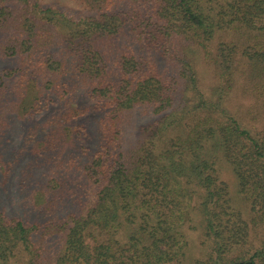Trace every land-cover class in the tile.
<instances>
[{
  "label": "trees",
  "instance_id": "16d2710c",
  "mask_svg": "<svg viewBox=\"0 0 264 264\" xmlns=\"http://www.w3.org/2000/svg\"><path fill=\"white\" fill-rule=\"evenodd\" d=\"M80 2L95 16L75 23L46 10L45 20L66 38L62 61L44 60L39 51L29 52L33 47L26 42L20 43L22 50L8 41L0 52L7 64L0 72V106L12 100L16 122L27 123L47 108L39 75L53 72L81 78L95 109H109L98 123V150L82 167L86 181L98 190L92 200H73L81 210L66 214L70 226L59 264H176L187 247L184 227L196 214L216 254L209 262L223 264L229 247L244 243L246 226L237 225V213L227 207L217 162L230 167L252 222L264 230V0ZM123 27L145 58L108 57L107 45ZM156 57L177 61L178 73L163 75ZM9 58L20 64L15 67ZM196 61L210 65L218 80L207 91L199 84ZM236 85L251 103H237L234 111L229 102ZM137 107L154 119L141 129L145 139L125 154L120 115ZM245 109L256 123L244 122ZM87 112L74 107L62 120L45 122L54 128L37 142V152L56 151L64 132L71 139L62 124ZM60 194L59 187L51 197L41 190L30 200L35 208L51 209L61 202ZM10 222L0 214V264L15 251L30 252L37 232L36 225ZM230 264H264V234L258 249Z\"/></svg>",
  "mask_w": 264,
  "mask_h": 264
},
{
  "label": "rangeland",
  "instance_id": "374dc122",
  "mask_svg": "<svg viewBox=\"0 0 264 264\" xmlns=\"http://www.w3.org/2000/svg\"><path fill=\"white\" fill-rule=\"evenodd\" d=\"M0 9L3 10V16L0 18V52L10 44L16 49L24 50L20 43L26 42L27 47H33L29 52L37 50L44 60L49 61H62L67 43L60 27L45 20L46 10L54 12L58 19L64 17L75 23L91 19L96 14L80 0H28L27 3L21 0H0ZM123 28L119 36L112 41L109 39L110 43L106 48L108 57L115 59L120 54L134 53L137 58H145V52L140 51L127 27ZM180 42L176 40L175 47L179 45L178 48H181L183 43ZM178 54L181 56V51H178ZM5 56L0 53V72L7 65L4 63ZM9 59L15 67L20 64L19 60ZM68 59L73 60L74 57ZM155 63L163 75L177 74L180 66L177 61L159 57H156ZM196 63L200 75L199 84L207 91L215 86L218 80L210 65L202 61ZM39 79L43 81L44 103L48 105L39 115L30 118L27 123H19L15 121L12 113V100L9 99L0 106V162L3 164H0V214L8 224L12 223L10 221L20 220L25 224L37 226V232L32 236L30 252L15 251L14 257L10 256L6 264H59L58 259L64 250L66 230L70 226L66 225V214L81 210L73 200L77 197L83 203L86 199L92 200L98 190L97 186L86 181L82 167L90 162L98 150V123L109 109H95V99L90 97L89 87L79 77L75 78L70 74L60 76L53 72L45 78L39 75ZM244 98L245 96L237 91L236 85L229 108L237 111V103L240 102L250 105V99ZM74 107L88 108V112L69 120L67 124H62L61 130L63 126L70 129L71 139L67 138L64 132L63 138L58 139V143L62 140L63 143L56 151L37 152V142L45 139L47 133L50 135L54 128L53 123L48 127L45 122L55 118L62 120L63 115ZM249 107L251 109V106ZM242 117L247 124L256 123L247 109L243 111ZM153 119L142 107L120 115L119 143L125 154H129L145 139V132L142 135L141 129ZM37 122H40L39 127ZM2 123L5 126H2ZM26 133L29 137L25 140ZM216 170L219 181L227 186V207L237 213V225L243 222L246 226L242 232L244 243L229 247L230 250L224 255L223 264H230L234 259L251 255L258 249L264 230L262 226L252 222L253 213L238 192L230 167L217 162ZM57 187L61 191L62 199L58 206L36 209L30 200L32 195L44 190L50 193L51 197ZM200 220L196 214L184 227L187 247L184 256L176 264H213L215 259L210 262L209 259L215 258L216 254L212 251L211 241L204 236Z\"/></svg>",
  "mask_w": 264,
  "mask_h": 264
}]
</instances>
